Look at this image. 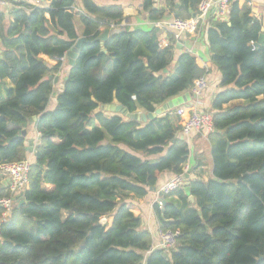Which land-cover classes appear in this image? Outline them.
<instances>
[{"label": "trees", "instance_id": "obj_1", "mask_svg": "<svg viewBox=\"0 0 264 264\" xmlns=\"http://www.w3.org/2000/svg\"><path fill=\"white\" fill-rule=\"evenodd\" d=\"M49 1L0 10V164L27 157L19 132L33 116L38 133L23 202L4 219L0 208V264H264V42L255 46L263 24L248 0H231L224 19L205 17L209 59L220 73L209 105L212 174L185 179L189 194L183 183L153 205L159 229L180 231L170 250L153 248L132 209L161 174L182 172L190 153L179 138L184 119L176 107L143 123L100 106L153 112L207 70L192 53H177L173 33L159 46L157 28L121 27V4ZM200 1L155 8L142 0V8L151 20L176 9L189 18ZM82 36L54 93L60 58ZM8 195L0 187V198Z\"/></svg>", "mask_w": 264, "mask_h": 264}, {"label": "crops", "instance_id": "obj_2", "mask_svg": "<svg viewBox=\"0 0 264 264\" xmlns=\"http://www.w3.org/2000/svg\"><path fill=\"white\" fill-rule=\"evenodd\" d=\"M6 1L8 3V6L0 7V10L4 11L6 14L9 13L10 8L15 2L17 3L24 2V5H27L28 8L34 6L47 7L50 3L49 0H6ZM96 2L99 4H109V3L121 4L124 8V20L121 23V27L127 26L132 29L139 28L145 30H148L151 27H153L152 22L154 20H151L149 18L148 12L143 10L142 0H96ZM241 2H243V0H240V3ZM251 2H252L251 4L252 12L254 16H256V18H258L262 22L264 28V0H251ZM79 5H80V0H77V6ZM162 6H163V0L155 1L154 4L155 8H160ZM174 12L162 19H168L173 17ZM45 16L48 17V14L46 13ZM8 18L12 20V17L9 16ZM206 25L207 23L205 21L202 30L196 34H174V35L177 39L176 41L178 45L177 53L180 51H188L192 53L196 57L198 65L201 68L207 70L206 79L208 82V86L205 92L199 98H196L193 94H191L190 98L185 102L184 105L192 106L197 103L199 109L209 111V105L213 95L220 90V88L218 87L220 73L217 67L211 64L209 59V52L206 41V35H205ZM158 37L160 39H165L167 41L168 33L159 31ZM0 51H1V45H0ZM40 57L43 58L45 62H47L49 65H54L57 62L56 59L50 58L43 54H41ZM67 65H69V62L67 57L65 56L62 59L61 67L59 68V70L62 73L59 76L57 75V78L59 79L58 82H60V84L59 87L57 86L54 87V93L58 92L62 88V78H64L68 73ZM187 92H190V90ZM54 96L55 95L53 94V98ZM53 105L54 102L52 101L50 106ZM26 129H27V135H26L27 141L29 139H34V145H33V152H34V147L36 144L35 142L37 141L38 133L36 132L34 124L31 126H27ZM179 138L185 141V143L187 144L190 150L189 158L187 162L189 163L190 168L192 170L190 169L191 172L189 173V178L194 179L197 178V176H200L202 179L206 180L212 174V162L209 152L210 146L207 136H204L196 132L191 134L189 137H186L183 136L180 131ZM27 158L33 160V154L28 152ZM197 158H200L202 162V166L200 168H196L198 164ZM172 176L173 174L169 172L161 174L153 190H150L145 197L136 198L133 200L134 205L132 211L135 215L141 218V228L146 229L150 232L153 240L152 242L153 248H155L158 244V234H157L158 221L153 211V205L155 203H158L159 205L162 204L161 197L159 196L160 188ZM7 185H8V178L1 176L0 187L6 188Z\"/></svg>", "mask_w": 264, "mask_h": 264}, {"label": "built area", "instance_id": "obj_3", "mask_svg": "<svg viewBox=\"0 0 264 264\" xmlns=\"http://www.w3.org/2000/svg\"><path fill=\"white\" fill-rule=\"evenodd\" d=\"M231 0H201L197 6V12L189 18L171 17L168 19H159L152 22V26L159 31L170 32L173 34H196L202 30L205 23L207 13L214 15L218 19L227 17L229 4ZM247 3L251 6V0ZM8 6L6 0H0V7ZM175 36V35H174ZM167 43L165 39L158 37L159 46H164ZM63 58H60L62 61ZM208 86L206 75H202L193 81L190 92L199 98L205 92ZM185 103L176 107V115L184 119L181 133L183 136L189 137L193 133H200L204 136L213 131L212 113L198 108V104L186 106ZM31 160L25 158L19 161L7 162L0 164V175L8 178L9 195L0 198V208H2V218H6L11 212L15 197L23 192V189L28 181ZM190 165L185 162L182 166V172L173 175L160 188L162 194H170L180 188L185 180V174L189 173ZM158 244L155 248H163L165 250L173 249L177 244V239L180 234L179 229L158 228Z\"/></svg>", "mask_w": 264, "mask_h": 264}, {"label": "water", "instance_id": "obj_4", "mask_svg": "<svg viewBox=\"0 0 264 264\" xmlns=\"http://www.w3.org/2000/svg\"><path fill=\"white\" fill-rule=\"evenodd\" d=\"M154 1H156V0H154ZM209 14L210 13H207V16H209ZM173 17H178L177 10H175ZM109 32H110V30L108 28H104L103 31L101 32V34L98 36L99 41L100 42L105 41L108 38ZM84 41H86V38L84 36L79 37L76 40L74 46L67 52L66 57L68 59L70 66L74 65L75 58L77 56L79 48ZM263 42H264V28L261 29V32L259 33L258 40L255 43V46H259ZM102 50H103V48H102ZM57 79H58L57 76H55L54 81L56 82ZM64 79H66V77H64ZM191 94H192L191 92H184L181 95H178L174 98H171V99L167 100L166 102L162 103L161 105H159L157 108H155V110L153 112L137 111L134 113H130V112H128V110L123 105L117 104V103L101 105L100 110L110 112V113H120L121 115H123L127 118L135 119L137 121L144 123L148 120L154 119L155 117L161 115L162 113L166 112L167 110H170L174 107H178L179 105L185 103L190 98ZM52 101L55 103V98H52ZM35 120H36V117H34V116L29 118L28 121L22 125V129L20 130L19 134L22 136H26L27 135L26 127L28 125L33 124L35 122ZM173 142H174V140H173ZM33 145H34V139H29L28 144L26 146V150L32 154H34ZM188 178H189V173H186L185 179H188ZM184 190L187 194H189L188 181L184 182ZM22 195H23V192H20L15 197V200H16V203L18 206L23 202ZM159 196L162 197L161 192L159 193ZM190 199H192V197H190ZM100 223H102V224L105 223V219L102 218L100 220Z\"/></svg>", "mask_w": 264, "mask_h": 264}, {"label": "rangeland", "instance_id": "obj_5", "mask_svg": "<svg viewBox=\"0 0 264 264\" xmlns=\"http://www.w3.org/2000/svg\"><path fill=\"white\" fill-rule=\"evenodd\" d=\"M61 73H62V72L59 70L58 73H57V75L59 76ZM59 84H60V82H57V83L55 84V86L59 87ZM1 176H2V175H0V177H1Z\"/></svg>", "mask_w": 264, "mask_h": 264}]
</instances>
